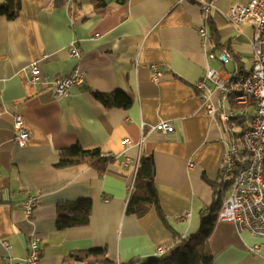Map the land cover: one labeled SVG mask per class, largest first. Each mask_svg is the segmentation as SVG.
I'll list each match as a JSON object with an SVG mask.
<instances>
[{"label": "crops", "instance_id": "0c3cea01", "mask_svg": "<svg viewBox=\"0 0 264 264\" xmlns=\"http://www.w3.org/2000/svg\"><path fill=\"white\" fill-rule=\"evenodd\" d=\"M60 1L20 0L18 18L0 15V264H28L33 237L40 241L41 264H82L66 258L94 248H106L117 263L159 256V246H174L173 230L189 237L199 229L201 210L215 200L214 184L220 189L231 137L220 113H206L195 88L208 66H223L209 58L221 49L203 45L199 33L206 0H110L98 11L90 0ZM249 1L214 0L211 18L232 55L225 69L253 67V26L230 18L231 7ZM72 41L81 47L80 61L69 55ZM36 62L40 74L33 79ZM151 65L162 72L158 83ZM76 66L85 83L57 99L51 81ZM119 91L131 99L129 107H106L95 96ZM219 99L216 90V106ZM17 113L30 133L24 147L16 143ZM251 116L234 122L237 135ZM161 121L175 131L154 130ZM76 145L99 147L114 161L104 172L88 164L58 167L61 154ZM147 154L155 159V184L171 230L156 208L140 218L127 212L128 188ZM29 194L39 196L32 218L22 207ZM80 199L93 202L87 224L59 229V206ZM185 211L191 215L182 220ZM210 244L215 264H264V239L232 221H218Z\"/></svg>", "mask_w": 264, "mask_h": 264}, {"label": "built area", "instance_id": "2783aa9c", "mask_svg": "<svg viewBox=\"0 0 264 264\" xmlns=\"http://www.w3.org/2000/svg\"><path fill=\"white\" fill-rule=\"evenodd\" d=\"M214 0H206L202 4L204 23L199 28L203 45L209 41L208 20ZM230 18L237 24L249 23L253 26L254 63L250 71H243L236 64L232 69H225L226 63L232 59L227 48L218 55L209 53L210 59H218L222 69L208 66L205 75L195 83L199 97L203 100L206 113L214 117L221 114V127L231 135L227 140V151L219 173L221 193L224 195L223 206L219 213V220L232 221L239 231H249L254 236L264 239V0H251L247 4H237L231 7ZM71 58L82 59V50L77 41L69 44ZM152 79L158 83L162 72L157 65H151ZM33 79L40 74L38 63L31 67ZM85 83V74L76 66L73 72L65 77L51 81L57 99L69 96L72 86ZM220 93L219 104L212 101L214 92ZM230 102V108L227 104ZM252 113L250 122L242 133L237 135L234 122L248 117ZM13 127L16 132V143L24 147L30 139L26 121L22 114L14 115ZM154 130L169 134L175 131V126L169 121H161ZM130 143V141H128ZM192 165V164H191ZM129 194L134 190L130 184ZM39 203V196L29 194L22 207L27 218H32ZM185 211L179 215L182 220L190 217ZM188 236H181L180 240H188ZM2 244L9 250L12 246L8 241ZM260 245L253 246L258 251ZM170 248L161 245L157 249L159 255L165 254ZM28 264H41L40 241L31 238ZM9 264H20L10 261Z\"/></svg>", "mask_w": 264, "mask_h": 264}, {"label": "trees", "instance_id": "16d2710c", "mask_svg": "<svg viewBox=\"0 0 264 264\" xmlns=\"http://www.w3.org/2000/svg\"><path fill=\"white\" fill-rule=\"evenodd\" d=\"M19 1L6 0L4 3H0V15L6 16L10 20L18 18L21 11ZM90 1L96 11L106 7L110 2V0ZM60 3V0H56L55 4L58 5ZM208 30L209 41L215 48L221 50L229 48L227 44L222 43L219 29L212 18L208 20ZM95 96L106 107H129L131 105V99L121 91L107 95L97 93ZM113 161L114 158L110 155H105L99 147L76 145L61 154L57 166L68 167L78 164H88L104 172ZM155 182L156 163L154 156L151 154L143 155L138 162L133 181L134 190L129 197L127 212L135 214L140 218L152 208H156L161 220L171 230V226L168 224V220L160 205ZM218 186L216 184L213 186L215 189L214 202L200 212L199 229L191 234L187 241L180 240L181 236L173 230L175 244L163 255L146 259L135 258L126 263H117L107 256L106 248H94L86 251L72 252L66 260L73 258L82 264H215L210 239L219 221V213L224 201V195ZM92 207L93 202L90 199H80L75 202L61 204L59 206L57 227L63 229L70 226L87 224L91 216Z\"/></svg>", "mask_w": 264, "mask_h": 264}, {"label": "rangeland", "instance_id": "374dc122", "mask_svg": "<svg viewBox=\"0 0 264 264\" xmlns=\"http://www.w3.org/2000/svg\"><path fill=\"white\" fill-rule=\"evenodd\" d=\"M249 122H250V120H249V119H246V123H247V125L249 124ZM243 129H244V128H243L242 126L239 125V134L242 133Z\"/></svg>", "mask_w": 264, "mask_h": 264}]
</instances>
